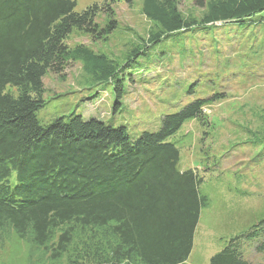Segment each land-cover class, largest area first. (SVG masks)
Here are the masks:
<instances>
[{
  "label": "trees",
  "instance_id": "trees-1",
  "mask_svg": "<svg viewBox=\"0 0 264 264\" xmlns=\"http://www.w3.org/2000/svg\"><path fill=\"white\" fill-rule=\"evenodd\" d=\"M115 1L79 13L76 0H0V252L24 242L36 251L35 264H188L210 200L203 178L180 169L169 140L188 122L204 124L206 107L223 97L198 98L165 115L158 131L132 139L123 126L74 114L43 125L36 116L46 105L43 79L79 62L92 82L114 89L118 106L125 73L156 48L196 28L243 24L264 13V0H199L198 20L182 15L180 0H143L157 31L122 66L67 44L74 30L110 35L115 24L103 29L95 18ZM253 143L264 147V139ZM263 238L261 217L210 264H251L242 246Z\"/></svg>",
  "mask_w": 264,
  "mask_h": 264
},
{
  "label": "rangeland",
  "instance_id": "rangeland-1",
  "mask_svg": "<svg viewBox=\"0 0 264 264\" xmlns=\"http://www.w3.org/2000/svg\"><path fill=\"white\" fill-rule=\"evenodd\" d=\"M104 1L76 0V11ZM198 1L180 0L182 15L201 19L205 8ZM95 21L103 29L112 22L116 29L99 38L74 30L67 44L89 47L121 66L132 49L157 31L143 14V0H116ZM125 75L116 106L114 89L92 82L79 62L62 75L49 72L43 79L46 105L37 119L49 125L72 114L96 118L125 127L137 139L143 131H158L165 115L198 98L223 97L206 107L204 124L188 122L169 140L180 151V169H192L203 178L201 191L210 200L201 212L187 263L210 264L233 238L264 218V147L253 143L264 139V13L243 24L210 25L172 37ZM15 246L0 252V264H35L36 251L24 242ZM262 246L264 238L245 242L244 259L264 264V252L257 250Z\"/></svg>",
  "mask_w": 264,
  "mask_h": 264
}]
</instances>
